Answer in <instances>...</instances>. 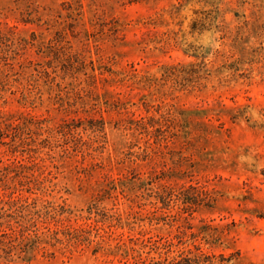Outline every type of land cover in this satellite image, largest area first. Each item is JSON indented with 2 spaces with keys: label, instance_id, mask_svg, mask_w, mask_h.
I'll use <instances>...</instances> for the list:
<instances>
[{
  "label": "rangeland",
  "instance_id": "rangeland-1",
  "mask_svg": "<svg viewBox=\"0 0 264 264\" xmlns=\"http://www.w3.org/2000/svg\"><path fill=\"white\" fill-rule=\"evenodd\" d=\"M0 264H264V0H0Z\"/></svg>",
  "mask_w": 264,
  "mask_h": 264
}]
</instances>
